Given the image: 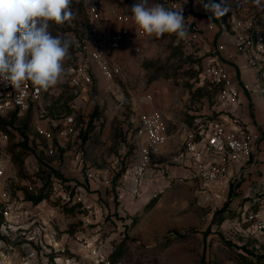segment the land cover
I'll list each match as a JSON object with an SVG mask.
<instances>
[{"label":"built area","instance_id":"obj_1","mask_svg":"<svg viewBox=\"0 0 264 264\" xmlns=\"http://www.w3.org/2000/svg\"><path fill=\"white\" fill-rule=\"evenodd\" d=\"M220 0H213L219 3ZM191 2H197L200 13L209 21L202 27L188 18ZM209 0H203L208 3ZM166 7L183 9V16L190 25L188 38L173 44L187 57L198 60L199 75L209 81L211 94L201 96L189 104L190 121L177 124L170 132L165 113L158 109L146 110L144 104L152 101L151 93L135 98L141 109L129 129L128 138L133 146L134 163L116 178L104 177L103 185L117 194L127 193L137 200L142 197L150 182L168 177V182L191 181L199 192L207 191L231 200L239 199L236 207L240 214L238 231L259 246L264 244V188L258 183L241 188L243 179L253 173L260 162V143L264 139V121L249 126L243 121V96L264 107V10H259L251 0H238L239 7L230 9L217 19L206 12L198 0H161ZM85 17L70 22L74 30V50L63 65L70 69L61 81L47 91L25 82L13 88L0 82V264H77L73 256L71 237L54 226L57 205L47 200L81 209L91 208L88 198L75 188L77 181H91L96 170L86 166L80 151L73 146L81 138L82 122L71 108L76 99L92 85L96 75L105 80L123 76L121 61L115 53L134 29L139 41L132 46L135 54L141 53L146 37L132 27L131 14L114 0H84ZM228 35L230 42L218 41L216 36ZM236 56L241 57L245 69L252 72L253 80H239L228 68ZM66 104L68 112L53 106ZM31 116L36 137L44 141L40 151L54 158L62 153L67 162L65 174L54 172L46 179L34 176V171L22 176L15 168L9 152L13 131L1 117L20 118ZM57 114L55 122L52 115ZM180 136L178 152L158 163V157L170 137ZM48 163V170H57L58 164ZM168 164V165H167ZM180 169L179 174L167 173V167ZM62 172V171H61ZM167 174V175H166ZM73 177V178H72ZM77 180L73 182L72 180ZM264 184V183H263ZM256 186V188H255ZM152 195L151 197L156 196ZM40 196L35 201L34 198ZM149 201V200H148ZM96 241V240H95ZM84 255L94 264H110L102 256L97 242H85Z\"/></svg>","mask_w":264,"mask_h":264},{"label":"rangeland","instance_id":"obj_2","mask_svg":"<svg viewBox=\"0 0 264 264\" xmlns=\"http://www.w3.org/2000/svg\"><path fill=\"white\" fill-rule=\"evenodd\" d=\"M114 1L130 14L137 2ZM155 3L161 0H149L150 5ZM83 4L84 0H73L75 19L71 22L85 17ZM50 25L54 36L72 40L74 30L69 22L63 25L50 22ZM173 39L174 35L169 34L160 39L146 37L139 54L133 53L132 46L122 47L115 53L124 70L121 78L111 81L96 75L93 85L76 99L75 108H68L65 103L68 96L63 98L64 94L60 98L64 104L53 106L61 111L74 110L77 114L82 122L81 138L73 146L68 143V147L80 151L83 163L97 172L91 181L72 180L77 181L75 188L86 195L91 208L81 209L80 204L58 205L47 200L48 205L58 206L54 207L57 211L54 226L60 229V234L71 237L68 240L74 246L77 264H94L92 258L84 255L86 241L97 242L99 252L108 258L121 242L113 264H264V244L257 247V243L242 235L244 227L237 230L239 199L199 192L198 185L190 182L169 183L168 177L153 181L137 200L103 185L104 177L116 178L134 163L135 152L128 132L141 109L135 105L136 97L151 93L152 101L146 102L144 108L158 109L169 116L168 128L173 132L177 124L190 121L189 104L211 94L208 79L199 75L198 60L183 54ZM73 50L74 45L64 64ZM52 117L55 122L59 119L57 114ZM1 118L6 121L2 123L13 128L9 152L22 176L34 167L39 169L34 171V176L43 179L54 172L68 171L62 153L49 158L40 151L44 141L34 134L31 116ZM172 134L158 163L177 152V138ZM53 161L58 164L57 170L44 167ZM154 194L158 195L157 199L147 205Z\"/></svg>","mask_w":264,"mask_h":264},{"label":"clouds","instance_id":"obj_3","mask_svg":"<svg viewBox=\"0 0 264 264\" xmlns=\"http://www.w3.org/2000/svg\"><path fill=\"white\" fill-rule=\"evenodd\" d=\"M198 2L217 19L230 11L226 0ZM251 2L264 10V0ZM72 3L73 0H0V82L13 88L30 82L47 91L61 81L70 71L63 65L74 41L54 36L50 22L63 25L74 20ZM130 12L132 27L149 39H160L165 34L175 35L178 41L188 38L190 25L182 7L137 0Z\"/></svg>","mask_w":264,"mask_h":264},{"label":"crops","instance_id":"obj_4","mask_svg":"<svg viewBox=\"0 0 264 264\" xmlns=\"http://www.w3.org/2000/svg\"><path fill=\"white\" fill-rule=\"evenodd\" d=\"M226 2H227L230 9L231 8L236 9L239 7L238 0H226ZM219 3H220V1H219ZM191 9L192 10H191L188 18L195 21L196 23H199L202 27H204L207 24V22L209 21V19L200 13L201 8H200L199 4L197 2L196 3L191 2ZM216 39L218 41H223V42H230V40H231V38L228 35L216 36ZM138 42L139 41L135 38V35H134V29H131L129 36L127 37V39L123 43V45L120 47V49L124 46H127V45H129L131 47V46L137 44ZM228 68L230 69V72L232 73V75L239 80L244 79V80L250 81V80L254 79L252 72H250L249 70L244 68L243 61H242L241 57H239V56H236L235 61L231 62L229 64ZM242 99H243L242 114L244 115L243 121H245L250 127L253 126L254 124H256L257 122H259V123L263 122L264 121L263 104L261 102L252 103L251 99L248 96H243ZM176 138H177V145H176L177 150L176 151L178 152L179 143H180L181 138H180V136H176ZM167 145H168V143L164 146V148L161 152V155L164 152ZM260 151H261V153H260V159L261 160L259 162L258 168L253 173H251L248 177L243 179L244 182L241 185V188H243L245 190L248 187L249 182H252L253 186L260 183V184H262V186L264 188V184H263L264 183V139L260 143ZM175 154H173V155H175ZM173 155H171V156H173ZM171 172H173L174 174H179L180 169L173 166L172 169H170V170H169V168L167 169V173L171 174ZM166 178L167 177H165V179ZM188 182L194 184L191 181H187L186 183H188ZM151 184H152V182H150L148 187H150ZM256 186H255V188H256Z\"/></svg>","mask_w":264,"mask_h":264},{"label":"trees","instance_id":"obj_5","mask_svg":"<svg viewBox=\"0 0 264 264\" xmlns=\"http://www.w3.org/2000/svg\"><path fill=\"white\" fill-rule=\"evenodd\" d=\"M190 58V57H189ZM95 114V113H94ZM26 118H30V115L29 114H27L26 115ZM157 197H158V195H156V196H154V197H151L150 199H149V201H147V205L148 204H151L152 202H154L156 199H157ZM40 198V196H37L36 198H34L35 199V201L36 200H38ZM119 245H121V242L120 243H118L117 245H116V247L114 248V250L111 252V254L109 255V262H110V264H113V262H112V259L114 258V256L116 255V252H117V250H118V247H119ZM240 248L241 249H244V250H246L247 251V249H246V247H244V246H240Z\"/></svg>","mask_w":264,"mask_h":264}]
</instances>
